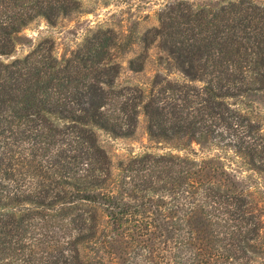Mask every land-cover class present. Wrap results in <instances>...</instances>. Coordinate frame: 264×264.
Returning <instances> with one entry per match:
<instances>
[{
  "label": "trees",
  "instance_id": "1",
  "mask_svg": "<svg viewBox=\"0 0 264 264\" xmlns=\"http://www.w3.org/2000/svg\"><path fill=\"white\" fill-rule=\"evenodd\" d=\"M88 11L0 0V264H264V1L173 0L143 33L127 16L13 59L36 21ZM136 45L129 71L150 51L158 71L121 83ZM141 122L151 146L114 162L100 136Z\"/></svg>",
  "mask_w": 264,
  "mask_h": 264
},
{
  "label": "rangeland",
  "instance_id": "2",
  "mask_svg": "<svg viewBox=\"0 0 264 264\" xmlns=\"http://www.w3.org/2000/svg\"><path fill=\"white\" fill-rule=\"evenodd\" d=\"M109 6L99 4L92 5L91 0H85L88 13L64 19L53 27L40 19L24 30L23 34L29 39L28 44L18 47L13 59L22 58L27 55L37 44L49 39L55 45V54L58 57L69 56L83 42L84 38L98 29L113 28L119 31V23L123 17H133L141 20L140 32L158 25L157 14L168 3L173 0H107ZM264 1V0H260ZM121 11L127 12L121 14ZM146 17V18H145ZM139 45L134 46L130 52L124 56H119L118 61L122 65L123 74L121 83H136L138 80L146 79L158 71L155 62L156 51H150V59L146 65L144 74L136 76L128 69V62L140 53ZM171 79L181 80L178 73L170 76ZM102 146L106 149L114 162L126 160L127 158L144 153L151 146L141 122L136 137L132 139H112L105 135L100 136Z\"/></svg>",
  "mask_w": 264,
  "mask_h": 264
}]
</instances>
